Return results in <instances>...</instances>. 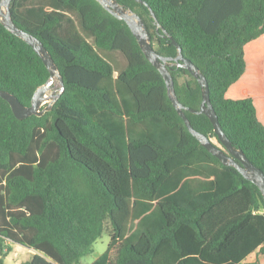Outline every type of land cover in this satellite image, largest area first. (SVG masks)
I'll return each mask as SVG.
<instances>
[{
    "label": "trees",
    "instance_id": "trees-1",
    "mask_svg": "<svg viewBox=\"0 0 264 264\" xmlns=\"http://www.w3.org/2000/svg\"><path fill=\"white\" fill-rule=\"evenodd\" d=\"M115 1L160 56L179 45L222 131L264 173V0ZM10 12L63 88L49 111L23 120L0 98V264L5 241L35 252L20 264H80L105 222L109 243L91 264H264L258 188L187 131L124 21L96 0H12ZM169 70L179 103L199 110L197 80ZM48 79L0 23V90L29 106ZM184 114L217 141L205 115Z\"/></svg>",
    "mask_w": 264,
    "mask_h": 264
},
{
    "label": "water",
    "instance_id": "water-1",
    "mask_svg": "<svg viewBox=\"0 0 264 264\" xmlns=\"http://www.w3.org/2000/svg\"><path fill=\"white\" fill-rule=\"evenodd\" d=\"M11 1L12 0H0V23L7 31H9L14 36L18 37L31 47L41 58L43 64L49 72L48 81L35 90L29 106L22 105L14 95L0 90V98L8 103L14 117L17 120H23L32 115L38 117L42 116L45 112L49 111L52 108L53 103L59 97L60 93L56 96L53 102L47 104L44 108H42V105L46 103L45 99L47 97V92L53 88L54 80L52 68L57 73V80L60 84V91L63 87L62 79L58 74L57 68L43 44L33 35L19 29L13 23L10 12ZM96 1L113 17L118 20L124 21L127 24L145 59L158 71V73L162 77L167 90L168 99L178 116L183 121L187 131L205 148L207 152L218 159V161L223 166L233 167L239 174L243 176L244 179L255 185L264 200L263 171L259 167L255 166L241 150L236 149L226 137L225 133L220 127L217 116L210 103L208 84L205 77L202 73L199 72L198 68L190 60L183 57L179 45L171 39L172 43L177 48V56L173 58L160 56L152 48L150 44V37L146 30L145 24L138 15L120 6L115 0H109L107 2H105V0ZM171 63L177 67L187 70L197 80L201 89V103L199 106V110L195 111L193 109H187L177 100L174 92L173 78L169 70V65ZM49 97L51 99V96ZM184 110H188L193 114H203L208 118L213 126L214 134L216 135L217 141L221 145V148L214 145L208 137L203 136L192 128L184 114Z\"/></svg>",
    "mask_w": 264,
    "mask_h": 264
},
{
    "label": "rangeland",
    "instance_id": "rangeland-1",
    "mask_svg": "<svg viewBox=\"0 0 264 264\" xmlns=\"http://www.w3.org/2000/svg\"><path fill=\"white\" fill-rule=\"evenodd\" d=\"M60 93V84L57 78L54 80L53 88L47 92V95L51 96V99L42 105L44 108L47 104L53 102L56 96ZM214 145L221 148V145L218 144L216 139L211 140ZM109 225L108 222H105V229L102 235L94 242L93 249L91 253H88L86 256L80 259V264H91L98 256H100L106 249L109 243ZM3 245V259L4 264H20L28 260L32 254L35 252L31 249L24 248L20 245L13 244L10 241H5Z\"/></svg>",
    "mask_w": 264,
    "mask_h": 264
},
{
    "label": "bare ground",
    "instance_id": "bare-ground-1",
    "mask_svg": "<svg viewBox=\"0 0 264 264\" xmlns=\"http://www.w3.org/2000/svg\"><path fill=\"white\" fill-rule=\"evenodd\" d=\"M107 1H109V0H105V2H107ZM52 72H53V80H55L57 78V73L53 68H52ZM49 99H50V97H49V95H47L45 102H47Z\"/></svg>",
    "mask_w": 264,
    "mask_h": 264
}]
</instances>
